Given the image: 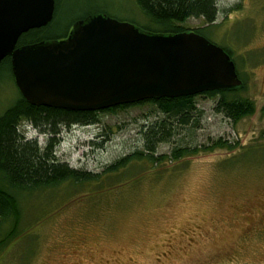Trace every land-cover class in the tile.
Instances as JSON below:
<instances>
[{
	"label": "rangeland",
	"instance_id": "1",
	"mask_svg": "<svg viewBox=\"0 0 264 264\" xmlns=\"http://www.w3.org/2000/svg\"><path fill=\"white\" fill-rule=\"evenodd\" d=\"M54 1V25L33 39L62 34L92 12L146 24L134 0ZM215 1L205 37L230 51L245 84L233 97L249 100L254 113L233 123L214 112L217 97L197 95L198 127L159 144L162 163L129 160L114 172L106 169L143 151L141 127L161 119L150 105L61 129L55 157L97 179L19 192L20 232L12 237L10 223L0 226V264H264V0ZM205 26L201 18L181 24ZM19 98L8 65L0 66V115ZM19 132L46 143L26 122ZM218 140L223 147L200 152ZM177 147L196 153L169 162Z\"/></svg>",
	"mask_w": 264,
	"mask_h": 264
},
{
	"label": "water",
	"instance_id": "2",
	"mask_svg": "<svg viewBox=\"0 0 264 264\" xmlns=\"http://www.w3.org/2000/svg\"><path fill=\"white\" fill-rule=\"evenodd\" d=\"M53 12L54 0H0V63L9 58L29 105L99 111L243 85L228 54L194 31L152 33L102 13L75 21L64 39L16 46Z\"/></svg>",
	"mask_w": 264,
	"mask_h": 264
},
{
	"label": "trees",
	"instance_id": "3",
	"mask_svg": "<svg viewBox=\"0 0 264 264\" xmlns=\"http://www.w3.org/2000/svg\"><path fill=\"white\" fill-rule=\"evenodd\" d=\"M134 1L137 9L146 19V24L140 28L152 33L176 34L184 32L186 29L181 27L182 23L189 18H201L206 26L196 29L194 32L206 38L204 31L214 27L218 14L215 0ZM57 2L60 4V0H57ZM55 12L54 10L52 20L45 27L30 30L22 34L16 46L32 44L43 40L64 39L69 32V28L62 34L33 39V37L51 29L56 21ZM88 14H93V12L79 16L74 22ZM222 49L232 60L230 51L226 48ZM232 62L235 66V72L240 79L236 65L233 60ZM4 64L8 65L10 69L9 58L2 60L0 66ZM242 84V87L237 91H211L198 95L217 97L213 107L214 112L235 123L246 116L252 115L255 111L254 105L249 100L233 97L237 92L244 89L245 84L243 81ZM196 97L197 95L160 98L158 100H146L99 111L75 112L43 106H32L26 103L20 95L19 100L0 115V226L4 223H10L9 235L13 237L19 234V218L21 214L18 197H22L19 192L27 194L37 190L55 188L66 181L82 183L97 179V176L91 173L70 168L68 164L60 162L55 157L54 150L59 142L58 136L61 129L71 126L96 124L99 112L148 104L153 108V113L159 114L161 119L148 122L141 127L143 151L134 152L130 156L121 159L116 165H111L106 169V172L116 171L120 167L125 166L129 160H144L151 162L153 165H158L162 163L161 159L163 158L162 156L157 157L155 155L159 144L168 143L181 129H196L198 127L202 112L195 106ZM21 122L28 123L39 133L46 135V143L41 147L38 145L36 139L26 140L19 132ZM220 147H223V143L218 140L208 147H201L202 150L200 152ZM195 153V149L177 147L173 149L168 157H165L168 158L169 162H174L181 159L184 155H193Z\"/></svg>",
	"mask_w": 264,
	"mask_h": 264
},
{
	"label": "flooded vegetation",
	"instance_id": "4",
	"mask_svg": "<svg viewBox=\"0 0 264 264\" xmlns=\"http://www.w3.org/2000/svg\"><path fill=\"white\" fill-rule=\"evenodd\" d=\"M54 10H55V1H54ZM93 14H95V13H93ZM88 15H90V14H88ZM88 15H86V16H88ZM53 16H54V12H53ZM86 16H84L83 18H85ZM83 18H81V19H83ZM80 20V19H79ZM77 21V20H76ZM245 238H247V235L245 234V236H244Z\"/></svg>",
	"mask_w": 264,
	"mask_h": 264
}]
</instances>
